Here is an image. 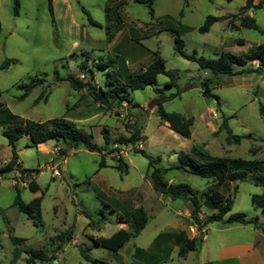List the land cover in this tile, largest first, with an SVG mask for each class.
Listing matches in <instances>:
<instances>
[{"label":"rangeland","instance_id":"1","mask_svg":"<svg viewBox=\"0 0 264 264\" xmlns=\"http://www.w3.org/2000/svg\"><path fill=\"white\" fill-rule=\"evenodd\" d=\"M17 1L16 6L15 0H0V120L3 121L0 123V167L10 157V147L1 131L11 115L37 122L62 116L73 121L82 132L92 136V142L104 145L106 165L99 167L101 154L83 146L68 150L65 157H57L60 144L55 140L34 146L28 137H21L16 143L18 169L32 173L24 179L19 178V170L0 176V264H52V260L29 263L26 251L42 249L51 257V250L57 244L56 235L69 227L71 240L56 254V264H94L85 261L78 247L105 264H131L136 248L147 251L163 247L164 242L155 237L172 228L177 216L190 203L182 198L169 199L152 189L146 155L159 156L156 165L164 167L179 163V153L201 159L197 151L211 158L264 161V114L260 112V106L264 109V71L262 74L222 75L217 78V84L216 77L209 71L181 57L174 49V37L178 36L183 42V51L196 56L215 59L223 52L248 53L253 44L264 43L263 3L262 8L250 10L257 28L239 26V21L235 28L227 19L200 32L198 29L206 16L230 13L231 17H237L232 15L239 12L245 0H152V14L146 0H53L52 15L47 0ZM83 9L100 26L90 24ZM114 12L119 14L121 24L118 28L111 26V37L107 41L105 27ZM237 39H242L243 44H237ZM154 51L175 74L176 82L166 86L168 77L157 75L153 86L128 89L129 104L113 101L99 105L86 90H75L62 79L68 75L85 79L81 62L93 70L96 83H104L109 71H115L124 79L125 71L132 74L143 70L154 58ZM114 54L119 55L118 61L105 69L99 67ZM5 59L14 61L1 68ZM121 60L125 67H120ZM39 79H43L42 82L20 99L24 89L19 86ZM204 85L216 98L202 93ZM155 87L161 88V92H156ZM41 91L47 96L46 100L35 103ZM154 99H160L167 112L193 117L190 137L170 130L157 116L156 105L147 108ZM133 103L139 107H134ZM223 119H227L233 135L241 136L239 142L227 141L228 133L220 127ZM135 128L139 136L134 143H116L121 137H130ZM103 129L108 135L106 145ZM117 155L128 165L126 172L113 167ZM55 170L59 171V176H54ZM64 172L72 189L62 176ZM167 177H172V183L189 185L199 199L208 187H215L225 195L232 194L229 213L243 212L248 218H257L264 227V211L251 201L253 194L263 193V188L249 175L242 181L231 182L228 189L182 170H171ZM30 179L37 185L35 191L27 187ZM15 184L24 202L42 197V227L33 225L13 204ZM139 206L146 211L147 222L137 235L123 244L117 255L90 240V236L111 235L119 227L117 216L130 218L131 210ZM208 213L210 210L201 207L197 215L204 218ZM186 216L181 217L183 223L189 214ZM219 224L224 225V222L212 221L205 227L207 230ZM193 231L198 235L196 227ZM262 231L263 236L258 234L254 240L264 252ZM207 235L206 248L210 247L212 256L219 241L233 236L224 233L220 239L219 233L209 230ZM234 236L242 238L245 234ZM13 237L22 242L15 243ZM171 247L173 259L168 257L158 264H198L197 252L191 251L185 259H180L176 256L177 247ZM15 250L20 255L14 261Z\"/></svg>","mask_w":264,"mask_h":264},{"label":"trees","instance_id":"2","mask_svg":"<svg viewBox=\"0 0 264 264\" xmlns=\"http://www.w3.org/2000/svg\"><path fill=\"white\" fill-rule=\"evenodd\" d=\"M52 1L53 0H47V7L51 15L53 13ZM15 2L17 6L18 1L15 0ZM146 2L148 3L150 14H152V0H146ZM261 6L262 3H258L254 6L252 4V0H245V3L239 9V12L236 15L232 16L238 17L239 26L257 28L254 19L248 15H244V12L250 7L259 8ZM109 8L111 7H106V9ZM84 12L86 13L85 10ZM87 17L90 24L94 26H100L97 22L90 19L88 15ZM230 17L231 15H208L206 16L203 24L199 27L198 30L200 32H206L209 30L210 26L213 23L225 19H228V22L230 23ZM107 18L110 19L109 12H107ZM111 20L105 27L107 41L110 40L111 37V35L109 34V29L111 28V26L115 25L118 28V26L121 24V20L117 12H114L113 18L111 17ZM231 25L235 27L233 23ZM236 42L237 44H243L242 39H237ZM182 47V40L178 36H175L174 49L176 53L185 59L196 62L201 69L209 71L214 77H216V79L222 75L237 76L245 73L262 74L264 71V43L253 44L248 53L243 55H235L230 52H223L219 57L215 59L196 56L194 53L188 54L183 51ZM153 55L154 58L151 62H149V64L144 67L143 70L132 74H129L125 71L124 79L122 75H116L115 71H109L106 73V80L104 83H96L94 81L95 74L93 70L90 67H87L85 62H81L80 64V68L81 70H83L82 78L85 79H78L77 77L71 75H68L62 79L67 80L70 86L75 90H86L91 99L99 105H103L104 103H111L113 101H115L116 104H121L122 102H126L127 104H129L131 102V99L128 97V89H143L146 86H153L156 84L157 75H164L168 77V82L165 84L166 86H171L176 82L175 74L171 70L166 68L165 62L159 56L158 52L154 51ZM118 56V54H114V56L112 58H109L108 61H105L102 65L99 64V67L105 69L106 67L111 66L113 63L118 61ZM13 61L14 60L12 59H5L1 65V68H4L6 65ZM254 61L256 62V64H249L250 62ZM118 63L120 67H122V65L125 67L122 60ZM42 80L43 79H39L38 82H35L33 80L27 84L20 85L19 87L23 88L24 90L19 98H25L32 90V88L40 84ZM216 82L217 84H219L218 79ZM208 89L209 88L207 86H204L202 93L206 96H213L216 98L215 95L210 94ZM155 90L158 93L161 92V88L155 87ZM43 92L44 91H41V93L35 100V103H37L40 99L46 100L47 96H45ZM133 106L139 107V104L133 103ZM156 106L157 116L163 123L166 124V126L170 130L182 137H190L194 120L193 117L184 116L179 112H167L162 108L161 102H158ZM260 112L261 114H264V109L261 106ZM16 118V116L11 115L8 118L9 120L7 122L4 121L6 123V126L1 131L2 135L7 139L8 146L10 147V157L8 161H6L0 167V176L6 175L10 172H13L14 170H19V178L24 179L27 178V176H30V174L32 173L28 169H18L19 164L17 162L18 155L16 143L23 136L28 137V139L31 141V145L34 146L44 143L48 140H55L60 144L59 146H57V157H65L68 150L77 148L78 146H83L88 151L98 152L101 154L99 167L106 165L104 160V145H97L96 143L92 142V136L82 132L81 129H79L73 121L63 116L59 118H50L41 122L27 119L19 120ZM1 122L3 121L0 120V123ZM220 127L224 128L228 133L227 141H230L232 139L236 143L239 142L241 136L233 135L231 133L227 124V119H223ZM138 136L139 131L137 128H135L130 134V137H121L117 139L116 143H134L138 139ZM102 137L104 144L106 145V143H108V135L106 129H103ZM133 151L138 152L140 150ZM197 153L201 159L192 157L188 153H179V163L170 165L169 167L156 165L160 161L159 156L151 157L146 155L147 170L149 172L148 177L151 182L152 189L157 193H161L167 196L169 199L174 200L177 198H182L183 200L189 202L191 206L189 219L191 220V224L196 227L199 233L194 237H188L186 231L184 230L162 232L155 237V240H162V242H164L163 247H157L156 249H153L154 251L149 248L147 251L136 248L132 254L133 260L131 261V264H158L159 262L164 261L169 257L172 251L171 246L177 247V256L180 258H184L191 251L198 252L202 242V228H204L209 222L212 221L219 220L224 223H237L242 225L249 224L254 228H261L264 230L263 225L257 221V218H248L243 212L229 213L233 202L232 194L225 195L224 192L216 189L215 187H208L202 193V198L199 199L189 185L184 183H171L166 177V174L171 170H182L183 172L194 174L201 178L209 179L216 185L223 186L228 189V185L231 182L236 183V181H242L249 175L254 183L261 185L263 188L262 194H253L251 196L252 204L256 208H260L264 211V161L256 159L246 160L241 158L228 157L211 158L201 151H197ZM113 167L121 172H126L128 169V165L120 157L116 159ZM26 184L31 191H35L37 189V185L33 179H30ZM15 190L16 195L13 204L20 212L26 215L27 219H29L33 225L42 227L43 223L41 221L40 210V202L42 197H34L28 202H24L20 197V192L17 184H15ZM234 192L235 190H233V193ZM201 207L210 210V213H208V215H205L204 218H198L197 215ZM116 222L125 223L127 227H119L109 236H90L89 238L94 244L106 248L107 250H110L117 255L118 250L121 248V246L132 235H137L144 228L147 222V214L143 207H135L130 212V218H125L120 214L117 216ZM71 236L72 235L70 227L67 228L66 231L60 232L58 235H56L55 239L57 241V244L56 247L51 250V257L47 255V251H43L42 249H27L26 260L29 263H35L36 261L43 263L52 260V264H56V254L61 250V248H63L64 243L71 240ZM13 241L15 243H19L22 242V239L13 237ZM78 248L85 261L92 262L94 264H105V262H103L102 260L92 259L81 247ZM19 255V252L15 250L13 252V260L15 261L19 257ZM200 264H212V262L207 261Z\"/></svg>","mask_w":264,"mask_h":264},{"label":"crops","instance_id":"3","mask_svg":"<svg viewBox=\"0 0 264 264\" xmlns=\"http://www.w3.org/2000/svg\"><path fill=\"white\" fill-rule=\"evenodd\" d=\"M258 3L264 4V0H252V4L254 6L257 5ZM254 8L255 7H250L249 9H247L244 12V15L250 16L252 14V16H253L254 13H250V10H253ZM224 15H231V14L227 13ZM225 20H227V19H225ZM230 21L235 25V28L238 27V23H237L239 21L238 17H230ZM232 27H234V26H232ZM240 45H242V44H240ZM38 145H40V144H38ZM167 174H166V177H167ZM167 178H168V181L171 182L172 177H167ZM150 184H151V182H150ZM158 194H161V193H158ZM161 195H163V194H161ZM190 209H191L190 205H189V207H185L182 214H180L181 216L178 215L176 222L175 221L173 222L174 226L170 229H166L163 232L184 230V231H186L188 237H190V236L194 237L195 235L193 234V232H194L193 229L195 226L193 224H191V220L189 219V217H188L187 221H184V223L181 221V217L184 218V217H187L186 214H190ZM184 214H185V216H184ZM117 224L119 225V227H125V228L127 227L125 223H117ZM123 224H125V226H123ZM180 225H182V227H180ZM208 230H209V232L214 231V232L219 233L220 239L223 238L224 233H227V234L231 233L233 235L230 239H227L226 241H222V242L219 241V244L216 242L217 244H216V248L214 251L215 253L213 254V256L210 252L211 251L210 247H209V249L206 248L207 241L209 239V236L207 235ZM262 230L263 229H261V228H254L252 225H249V224L248 225H242V224H237V223H224V225L219 224L218 227L212 226L207 230H206V227L202 228V232H203L202 242H201L200 249L197 252L198 256H196L195 258L198 261V264L204 263L207 261L212 262V264H264V252L261 248H259L257 246V241L254 240L255 239L254 237L258 234H260V236H263ZM235 234H240V235L245 234V236L242 238H238V237L234 236ZM122 246H121V248H122ZM172 252L169 255V257H171V259H173L172 258ZM188 254L184 258H180L177 256V250H176L177 258L185 259L188 256ZM128 260H130V259H128ZM130 261H132V260H130ZM164 261H166V260H164Z\"/></svg>","mask_w":264,"mask_h":264},{"label":"water","instance_id":"4","mask_svg":"<svg viewBox=\"0 0 264 264\" xmlns=\"http://www.w3.org/2000/svg\"><path fill=\"white\" fill-rule=\"evenodd\" d=\"M205 86V85H204ZM162 101V100H161ZM158 102H160V99H154L153 101H151L148 105L147 108L148 109H152ZM63 178L65 179V181L68 183V185L70 186V188L72 189V183L68 177V175L64 172L63 173Z\"/></svg>","mask_w":264,"mask_h":264},{"label":"built area","instance_id":"5","mask_svg":"<svg viewBox=\"0 0 264 264\" xmlns=\"http://www.w3.org/2000/svg\"><path fill=\"white\" fill-rule=\"evenodd\" d=\"M139 146L141 147V144H139ZM118 156L119 155H117V158H118ZM59 175H60L59 171L58 170H55L54 171V176H59Z\"/></svg>","mask_w":264,"mask_h":264}]
</instances>
